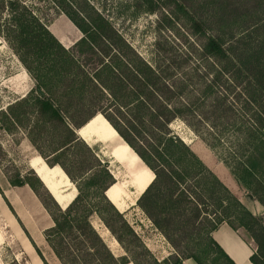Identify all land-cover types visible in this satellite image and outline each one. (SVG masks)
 <instances>
[{"label": "trees", "instance_id": "16d2710c", "mask_svg": "<svg viewBox=\"0 0 264 264\" xmlns=\"http://www.w3.org/2000/svg\"><path fill=\"white\" fill-rule=\"evenodd\" d=\"M3 1L8 17L0 19V33L33 86L0 110V129L14 133L23 128L46 164L63 170L76 195L61 209L32 169L25 175L3 172L11 186L28 185L49 213L52 226L44 231V240L58 262L138 264L126 255L115 256L91 224V218L97 216L126 251L129 249L122 235L137 239L122 213L105 196L115 183L107 163H101L76 133L100 113L154 173L138 203L177 256L153 264H182L188 258L197 264H235L212 237L223 222L248 233L256 246L251 263L264 264V215L250 211L234 197L169 128L175 118L184 117L185 105L177 106L174 100L185 88L171 85L157 64L151 66L142 59L112 24L84 1L66 0L68 8L63 7L65 0L58 1L61 11L82 33L69 48L25 3ZM139 2L150 13L171 7L170 17L160 12L162 27L181 20L201 39L196 53L198 60L207 63L206 74L210 73L209 66L217 67L204 83L203 96H212L218 77L224 75L235 82L247 78L264 96V29L256 43H246L247 37L262 26L264 0ZM246 137L254 140L255 133L249 131ZM45 146L51 151L50 158L43 156ZM256 169L255 164L240 161L232 166L236 180L248 191L249 201L258 202L264 210V182ZM111 218L115 221L112 224ZM34 249L41 256L35 245ZM9 264L20 263L13 260Z\"/></svg>", "mask_w": 264, "mask_h": 264}, {"label": "rangeland", "instance_id": "374dc122", "mask_svg": "<svg viewBox=\"0 0 264 264\" xmlns=\"http://www.w3.org/2000/svg\"><path fill=\"white\" fill-rule=\"evenodd\" d=\"M20 1L47 26L56 22L59 16L68 18L61 11L63 8L59 0ZM70 1L73 3V0ZM74 1H84L104 16L142 59L151 66H159L160 73L165 79L169 78L171 85L178 89L185 88L184 94L174 100L177 106L180 103L185 105L184 117L175 118L169 124L171 132L189 145L234 197L250 211L264 215L258 202L249 201L247 189L236 180L232 171L234 163L239 161L247 165L255 164V173L264 182V96L261 92L245 77L235 82L224 75L218 77L213 95L203 96L201 90L204 83L208 82L217 67L209 66L210 73L206 74L207 63L198 60L196 53L201 39L194 36L181 20H175L169 27H162L164 22L160 18V12L170 17L169 6L150 13L139 0ZM3 2L0 0L1 20L8 17V10L2 7ZM67 5L69 3L65 0L63 7L68 8ZM204 12L206 13L205 10ZM205 13L203 16L207 17ZM259 26L257 32L247 37L248 45L256 43L259 32L264 29V20ZM52 28L55 27L50 29ZM79 35L82 36V33L76 28L70 40H75ZM32 86L33 81L26 69L0 33V110L24 96ZM90 121L86 126H96L98 135L95 143L86 144L93 149L101 163H107L115 179L114 184L124 191L123 184L130 181L136 184L134 180L137 176L154 179V173L121 140L103 115L98 113ZM249 131L255 133L254 140L246 137ZM25 133L23 128L14 130V133L0 129V168L11 175L16 171L25 175L31 169L28 165L30 158L39 155ZM116 145L121 146L118 157L111 153ZM41 150L44 157L50 158L51 151L48 147H42ZM190 184H194L193 181ZM140 197L141 195L136 196L132 191L125 199L128 208L120 212L137 236L134 239L128 234L122 235L121 239L128 251L95 215L91 218L93 228L115 256L126 255L129 260L135 259L138 264H153L154 261L160 262L170 256H177L175 249L138 203ZM114 222L111 218L110 223ZM0 232V264H9L13 260L20 264H60L44 245L37 246L41 256L33 249L32 241L30 246L34 252L31 253L30 249L25 248V239L1 199ZM128 264L134 263L130 261Z\"/></svg>", "mask_w": 264, "mask_h": 264}, {"label": "crops", "instance_id": "0c3cea01", "mask_svg": "<svg viewBox=\"0 0 264 264\" xmlns=\"http://www.w3.org/2000/svg\"><path fill=\"white\" fill-rule=\"evenodd\" d=\"M69 22L70 21L68 18L59 16L56 22H52L48 26V30L66 48H69L81 38V35H79L75 40H70V37L75 34L76 28L71 22L70 26ZM51 27H55V29H57L59 36L51 31ZM83 127L87 126L85 125ZM95 130H93V143H95L98 135ZM116 146L118 149H121V146ZM29 161H31V158ZM115 186H117V184H113L108 188V190L105 192L106 196L112 189H114ZM126 188L128 191L132 190L135 192L136 190L135 188L131 187V185L127 186ZM0 199L2 204L6 207V210L13 216L17 227L22 233L25 239L23 243L25 248L30 249L29 252L33 253L35 249L33 248V250L32 247L34 246H30L32 241L34 245L36 244L35 247L41 244L44 245L45 248L49 249L44 240V231L52 226V219L49 213L28 185L11 186L1 168ZM116 202L119 201L116 200ZM1 235L2 234L0 232V238ZM212 237L235 264H252L249 258L256 251V246L253 239L246 231L241 228L233 229L228 223L223 222L212 232ZM182 264L197 263L193 259L188 258L184 259Z\"/></svg>", "mask_w": 264, "mask_h": 264}, {"label": "bare ground", "instance_id": "6f19581e", "mask_svg": "<svg viewBox=\"0 0 264 264\" xmlns=\"http://www.w3.org/2000/svg\"><path fill=\"white\" fill-rule=\"evenodd\" d=\"M51 31L58 35L57 29L52 28ZM95 129L96 126L94 125L83 127L78 132V137L81 138L87 144L93 143V130ZM119 151L120 149H118L117 146H114L111 153L114 152V155L118 157ZM32 157L31 161H29L28 163L29 167L34 170L35 174L49 188V190L57 199L59 204L64 208L67 207L68 203L76 195V189L74 185L58 166L51 168L46 164V162L41 156L35 155ZM134 181L136 182V184H134L132 181L126 182L125 185L123 184L124 191L122 190V188L120 189V187L117 185L107 194L109 201L119 212H124L128 208L126 206L125 199L129 197V195L132 193V190L128 191L126 187L131 185V187L136 189V196H139L142 195L143 191L148 187L152 179L145 178L143 176H137ZM116 200H118L119 202H116Z\"/></svg>", "mask_w": 264, "mask_h": 264}, {"label": "water", "instance_id": "95a60500", "mask_svg": "<svg viewBox=\"0 0 264 264\" xmlns=\"http://www.w3.org/2000/svg\"><path fill=\"white\" fill-rule=\"evenodd\" d=\"M87 123H88V122H87ZM87 123H86V124H87ZM86 124H85V125H86ZM78 132H79V129L76 131V133L78 134ZM59 168H60V167H59ZM60 169H61V168H60ZM61 170H62V169H61ZM62 171H63V170H62ZM65 175H66V174H65ZM38 178H39V177H38ZM39 180L41 181L40 178H39ZM41 182H42V181H41ZM43 185H44V187L46 188V190L49 192V194L52 196V198L55 200V202L59 205V207H60L61 209H65L66 207L64 208V207H62V206L59 204V202H58L57 199L54 197V195L51 193V191L49 190V188H48L45 184H43ZM105 196H106V193H105ZM106 197H107V196H106ZM73 199H74V198H73ZM73 199H72V200H73ZM72 200H71V201H72ZM71 201H70V202H71ZM70 202H69V203H70ZM69 203H68V204H69ZM67 206H68V205H67Z\"/></svg>", "mask_w": 264, "mask_h": 264}]
</instances>
